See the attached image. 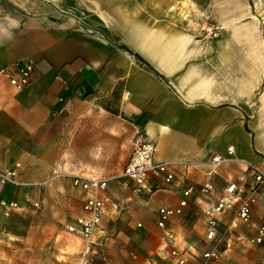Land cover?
<instances>
[{
    "label": "crops",
    "instance_id": "crops-1",
    "mask_svg": "<svg viewBox=\"0 0 264 264\" xmlns=\"http://www.w3.org/2000/svg\"><path fill=\"white\" fill-rule=\"evenodd\" d=\"M28 57L37 66L18 90L2 70ZM139 130L174 180H150L140 194L109 182L122 209L102 219L98 259L177 264L171 231L193 264L210 248L207 211L230 183L248 189V164L264 172V0H0V170L21 163L23 182L0 181L2 199L31 209L44 182L67 177L84 200L72 177L121 173ZM217 155L226 161L209 174ZM206 181L212 196L199 192ZM189 186L184 214L160 228L159 209ZM218 220L232 225L227 251L250 244L264 224V184L250 223L234 210Z\"/></svg>",
    "mask_w": 264,
    "mask_h": 264
},
{
    "label": "built area",
    "instance_id": "built-area-1",
    "mask_svg": "<svg viewBox=\"0 0 264 264\" xmlns=\"http://www.w3.org/2000/svg\"><path fill=\"white\" fill-rule=\"evenodd\" d=\"M212 30V28H209ZM37 61L34 57L20 60L10 67L2 70V74L18 90L26 88L36 69ZM229 154L234 153V147L229 146ZM226 161L221 155H217L211 162L209 174L215 168ZM189 162H179V165H186ZM171 163L156 159V146L148 138V135L139 130L134 140L133 150L123 171L116 176L102 178L98 176L84 177L73 176L72 183L75 187L81 188L85 192L82 213L79 214L72 223L68 225V230L81 239V251L78 264H98L97 232L102 219L106 215L117 214L121 211V203L108 193L109 182L113 179L120 180L126 188L133 187V190L140 194L146 184L152 180L161 182L164 185L171 184L174 180V172L171 170ZM253 171L254 181L245 190L236 183H230L226 188V194L221 197L217 204L207 211L205 240L210 244V248L202 253V264H211L217 260L221 254V244L226 235L230 232L232 225L220 230L218 215L228 210L235 211V218L243 223L252 221L253 206L257 202L260 187L264 184V172L254 164H248ZM22 164L16 163L8 170H0V181L3 184L12 183L23 184L21 174ZM195 191L193 186L183 190V198L175 207H162L159 209L158 226L167 230L172 217L183 215L184 209L188 206V197ZM199 192L204 196H212L216 193L215 185L211 181H206L199 187ZM17 207L15 202H7L0 197V209H11ZM171 241V255L176 258L177 264H190L187 256L181 253L174 245L176 237L173 232L166 231L165 241ZM251 244H264V224L259 226L257 233L249 239ZM103 260L107 263V258L102 254Z\"/></svg>",
    "mask_w": 264,
    "mask_h": 264
},
{
    "label": "rangeland",
    "instance_id": "rangeland-1",
    "mask_svg": "<svg viewBox=\"0 0 264 264\" xmlns=\"http://www.w3.org/2000/svg\"><path fill=\"white\" fill-rule=\"evenodd\" d=\"M70 184L67 177L48 180L39 206L0 211V264H78L81 240L67 227L81 214L83 196ZM105 230L97 238L107 235ZM228 237L221 244V256L211 264H264V244H232L227 251ZM99 261L110 264L102 256ZM202 262L201 255L193 264Z\"/></svg>",
    "mask_w": 264,
    "mask_h": 264
},
{
    "label": "trees",
    "instance_id": "trees-1",
    "mask_svg": "<svg viewBox=\"0 0 264 264\" xmlns=\"http://www.w3.org/2000/svg\"><path fill=\"white\" fill-rule=\"evenodd\" d=\"M139 59H141L138 55H136Z\"/></svg>",
    "mask_w": 264,
    "mask_h": 264
}]
</instances>
